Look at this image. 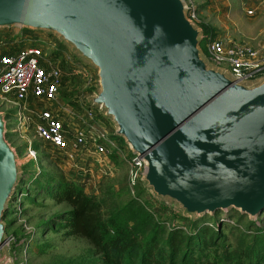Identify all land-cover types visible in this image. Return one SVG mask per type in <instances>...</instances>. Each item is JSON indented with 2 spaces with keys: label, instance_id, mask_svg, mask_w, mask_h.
<instances>
[{
  "label": "water",
  "instance_id": "95a60500",
  "mask_svg": "<svg viewBox=\"0 0 264 264\" xmlns=\"http://www.w3.org/2000/svg\"><path fill=\"white\" fill-rule=\"evenodd\" d=\"M57 34L97 69L87 103L133 154L143 187L196 220L264 215V75L236 79L209 62L187 0H0V26ZM0 111V264L23 172Z\"/></svg>",
  "mask_w": 264,
  "mask_h": 264
},
{
  "label": "rangeland",
  "instance_id": "374dc122",
  "mask_svg": "<svg viewBox=\"0 0 264 264\" xmlns=\"http://www.w3.org/2000/svg\"><path fill=\"white\" fill-rule=\"evenodd\" d=\"M187 2L191 8H194L196 22L204 32L210 28L212 35H221L228 40L245 42L264 50V0H187ZM249 10L252 12L250 13ZM0 45V55L7 45L8 50L15 51L24 46L43 45L46 48L50 47L49 55L58 60V65L63 69L64 67L87 68V72L77 73L79 76L68 75L67 82H63L61 99L64 103L75 105L74 95L91 94L97 88L96 67L79 57L73 47L55 33L26 29L18 25L0 26ZM0 111L8 116L9 131L6 133V139L16 150L17 160L23 172L6 218V223L7 221L14 223L7 228L10 238L8 257L13 264H101L99 256L94 254L93 247L87 240L79 237L65 239L63 231L53 233L52 229H48L47 234L43 233L41 226L43 221L71 209L67 203L56 204L50 198L51 193L47 189L55 192L59 184L63 182L75 183L83 187L87 195L100 196L107 183L114 184L116 189H119L121 181L127 177V164L122 153L117 154L120 164L116 165L114 174L111 176H104L102 172L100 175L96 166L93 169L94 177L89 174H77V170L71 169V162L61 150L43 143L33 124H23L21 128L19 127L23 119L15 115V112H18L15 102L12 104L1 102ZM19 128L21 131H18ZM116 139L121 150L125 153L131 152L122 137L117 136ZM30 145L38 151L37 161L32 160L25 152ZM130 195L126 194L122 196V199L126 200ZM145 199L153 205H162L147 190ZM172 210L173 214L179 217L173 221L170 220L167 224L168 229L176 225L190 231L191 224L181 219V217H187L176 209ZM199 219H203L206 226L218 225L220 236L217 241L220 242L222 239V243L224 241L231 246L236 244L240 231L253 232L264 227V215L258 219H252L235 209L228 212L217 211L213 215L205 214L196 220ZM193 230L197 231L194 228ZM22 237L25 239H20ZM241 238L245 240V252L248 239L244 236ZM222 254H224V247L221 244L220 259L223 257ZM210 259L216 260L213 254Z\"/></svg>",
  "mask_w": 264,
  "mask_h": 264
},
{
  "label": "built area",
  "instance_id": "2783aa9c",
  "mask_svg": "<svg viewBox=\"0 0 264 264\" xmlns=\"http://www.w3.org/2000/svg\"><path fill=\"white\" fill-rule=\"evenodd\" d=\"M195 14L189 6V16L194 21ZM201 46L210 63L228 70L236 79L250 80L264 75V50L251 44L205 33ZM48 49L43 45L24 46L0 55V103L15 102L18 108L15 115L23 119L19 127L33 124L43 143L61 150L77 174L94 177L96 166L100 175L102 172L104 176H111L116 163L110 154L122 153L129 188L135 196L142 185L143 156L121 150L105 123L103 111L87 103L90 94L74 95L75 105L62 101L64 70L49 55ZM76 72L85 73L87 68L78 67ZM25 152L37 161L38 151L34 147L30 145Z\"/></svg>",
  "mask_w": 264,
  "mask_h": 264
},
{
  "label": "trees",
  "instance_id": "16d2710c",
  "mask_svg": "<svg viewBox=\"0 0 264 264\" xmlns=\"http://www.w3.org/2000/svg\"><path fill=\"white\" fill-rule=\"evenodd\" d=\"M211 31L205 30L207 34ZM10 51L15 52L6 48L2 54ZM74 68L64 67V83L69 79L67 71ZM109 128L114 131L111 125ZM110 157L120 164L117 154ZM47 191L56 204L67 203L71 209L43 221V233L52 229L53 233L63 231L65 239L87 240L101 264H264V227L253 232L239 230L234 246L222 243V239L217 241L219 226H206L203 219L189 221L181 217L191 224L190 231L176 225L168 229L170 220L179 216L166 205L146 200V189L141 184L136 195H130L128 171L119 189L107 183L100 196L87 195L83 187L67 182L59 184L55 192ZM126 194L130 196L123 200ZM11 222L7 221L9 227L14 224ZM242 236L248 239L245 252ZM221 244L224 254L220 259ZM212 254L216 260L210 259Z\"/></svg>",
  "mask_w": 264,
  "mask_h": 264
},
{
  "label": "crops",
  "instance_id": "0c3cea01",
  "mask_svg": "<svg viewBox=\"0 0 264 264\" xmlns=\"http://www.w3.org/2000/svg\"><path fill=\"white\" fill-rule=\"evenodd\" d=\"M18 49H19V48H18ZM69 72H71V73H69ZM65 73H66V72H65ZM67 74H69L71 77H73V76H75V75L79 76V75L77 74V72H76V68L67 71ZM105 123H106V125H108V128H109V126L111 125L112 128L114 129V126L112 125V123H111L107 118H106V120H105ZM109 130H110V128H109ZM112 132L114 133V132H115V129H114V131H112ZM44 144H45V143H44ZM46 145L51 146V144H47V143H46ZM115 154H117V153H115ZM86 193H87V192H86Z\"/></svg>",
  "mask_w": 264,
  "mask_h": 264
}]
</instances>
